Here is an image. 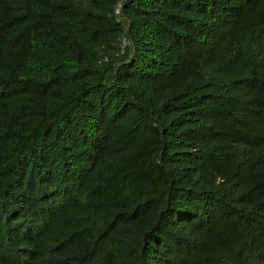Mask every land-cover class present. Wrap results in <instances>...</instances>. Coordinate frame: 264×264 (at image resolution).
<instances>
[{"label":"trees","instance_id":"obj_1","mask_svg":"<svg viewBox=\"0 0 264 264\" xmlns=\"http://www.w3.org/2000/svg\"><path fill=\"white\" fill-rule=\"evenodd\" d=\"M0 264H264V0H0Z\"/></svg>","mask_w":264,"mask_h":264},{"label":"built area","instance_id":"obj_2","mask_svg":"<svg viewBox=\"0 0 264 264\" xmlns=\"http://www.w3.org/2000/svg\"><path fill=\"white\" fill-rule=\"evenodd\" d=\"M120 8L121 6L120 5H117L116 9H115V13L118 14L120 12ZM125 44V43H124Z\"/></svg>","mask_w":264,"mask_h":264}]
</instances>
